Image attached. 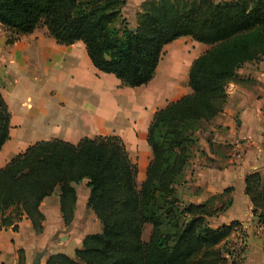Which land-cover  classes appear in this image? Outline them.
<instances>
[{
    "label": "trees",
    "instance_id": "trees-1",
    "mask_svg": "<svg viewBox=\"0 0 264 264\" xmlns=\"http://www.w3.org/2000/svg\"><path fill=\"white\" fill-rule=\"evenodd\" d=\"M128 0H0V24L11 36L45 27L58 44L83 42L93 66L138 88L155 77L165 47L191 38L209 49L188 73L191 92L154 114L147 133L152 159L137 183L138 165L119 136L83 138L77 144L40 141L0 170V230H18L26 217L43 232L42 202L59 192L66 227L75 219L76 186L86 182L88 207L101 222L74 256L55 254L46 264H228L234 228L210 219L232 201L210 207L186 203L178 193L195 157L197 132L225 109L228 86L246 64L264 60V0H147L133 25ZM11 114L0 93V150L10 139ZM245 193L257 224L264 225V177H246ZM229 193V190L226 193ZM146 226L151 227L144 241ZM23 252H20L22 254ZM232 264H238L232 260Z\"/></svg>",
    "mask_w": 264,
    "mask_h": 264
},
{
    "label": "crops",
    "instance_id": "crops-1",
    "mask_svg": "<svg viewBox=\"0 0 264 264\" xmlns=\"http://www.w3.org/2000/svg\"><path fill=\"white\" fill-rule=\"evenodd\" d=\"M145 1L134 0L140 5L139 12ZM10 36L0 24V93L11 114L10 139L0 150V170L40 141L59 139L77 144L83 138L115 135L126 144L142 182L152 159L147 133L154 114L189 94L190 88L176 80L165 89V66L161 62L148 85L125 87L115 76L93 66L83 42L60 45L45 27L13 43H9ZM176 41L167 45L165 52ZM204 49L203 53L209 47ZM200 55L188 62V73ZM238 76L239 81L228 86L222 114L209 123L204 138L197 132L200 152L187 170L186 189L178 193L196 205L218 198L214 208L230 199L232 204L221 214L219 226L233 222L242 225L247 242L241 264H264V226L257 224L253 204L245 193L248 175L264 177V60L246 64ZM75 188L76 213L69 228L57 191L40 206L45 216L41 234L26 217L18 223L17 231L0 230V264H32L36 254L44 250L48 252L40 264L55 254L73 257L87 235L102 232L101 222L88 207L86 182Z\"/></svg>",
    "mask_w": 264,
    "mask_h": 264
},
{
    "label": "rangeland",
    "instance_id": "rangeland-1",
    "mask_svg": "<svg viewBox=\"0 0 264 264\" xmlns=\"http://www.w3.org/2000/svg\"><path fill=\"white\" fill-rule=\"evenodd\" d=\"M133 2H134V0H128L127 5L125 6V8L123 10V14H124V17L127 18L129 20V22L134 25L136 23V19H137V16L139 14L140 5L134 4ZM204 48L207 49L208 47H205L204 44L194 42L191 38L180 39L173 44V48L168 47L169 50L168 49L166 50L165 56H164L163 60L161 61V66L162 67L165 66V75H164V88L165 89H167V87L169 86V82L176 81V80H178V81L180 80V83L181 84L183 83L185 88H189L188 87V72H187L188 62L191 60V58L199 55L200 53L202 54ZM209 128H210V124H208V125L205 124L203 126V128L198 131V132H201L199 137L204 138V136L206 135V132H207V130H209ZM199 149H200V144H198V142H197L196 145L193 147V151L195 152V154L197 152H200ZM137 183H138V185L141 184V181L138 179V177H137ZM182 186L178 187V190L180 189V190L184 191L186 189V187L184 185H182ZM216 199H218V198H215L214 199L215 201L211 202L210 207L213 208L215 206H218V205H216L217 204ZM185 202L189 203L187 201H185ZM218 204H220V203H218ZM222 213L224 214V212H222ZM222 213H219L217 216L210 219V223L213 227L219 226L221 224V221L223 219H220V216ZM237 226H239V225H237ZM150 231H151V227L146 226L145 231H144V236H143L144 241L148 240ZM246 238H247V236H246ZM233 239L234 238L231 237L229 239L228 244ZM245 251H246V245L243 246V248L240 249V251H239V256L236 259L238 264L242 263ZM65 253H68V252H65ZM231 261H232L231 258H229V263Z\"/></svg>",
    "mask_w": 264,
    "mask_h": 264
},
{
    "label": "built area",
    "instance_id": "built-area-1",
    "mask_svg": "<svg viewBox=\"0 0 264 264\" xmlns=\"http://www.w3.org/2000/svg\"><path fill=\"white\" fill-rule=\"evenodd\" d=\"M261 228L264 226L260 224ZM232 237L234 238L228 245L227 249L234 255V260L239 256L240 249L246 245V234L242 225L236 226Z\"/></svg>",
    "mask_w": 264,
    "mask_h": 264
},
{
    "label": "water",
    "instance_id": "water-1",
    "mask_svg": "<svg viewBox=\"0 0 264 264\" xmlns=\"http://www.w3.org/2000/svg\"><path fill=\"white\" fill-rule=\"evenodd\" d=\"M47 252V250H44L42 252L37 253L32 264H40L41 260L47 255Z\"/></svg>",
    "mask_w": 264,
    "mask_h": 264
}]
</instances>
